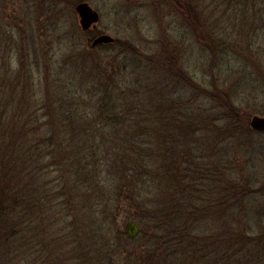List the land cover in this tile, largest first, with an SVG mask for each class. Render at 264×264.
I'll list each match as a JSON object with an SVG mask.
<instances>
[{"label":"rangeland","instance_id":"374dc122","mask_svg":"<svg viewBox=\"0 0 264 264\" xmlns=\"http://www.w3.org/2000/svg\"><path fill=\"white\" fill-rule=\"evenodd\" d=\"M243 1L0 0V6L4 16L11 10L9 22L15 37L13 46L7 45L11 65L15 68L23 61L29 84L50 87L58 79L57 85L69 83L82 101L91 97L87 89L100 90L103 78L99 74L105 69L119 74L118 87L124 91L133 82L156 85L162 104L158 116L163 119L167 114L169 121L160 120L155 132L161 143L157 149L163 155L156 166V184L151 182L153 190L146 199L170 208L184 206L187 194L178 193L182 169L190 163L198 165V194H206L208 201L204 198L203 202L210 207L207 235H217L215 241L207 242L209 253L221 249L232 221L236 227L242 224L251 242V249L244 253L248 264H264V131L250 126L254 115L264 116V0H250L246 5ZM81 2H88L100 14L94 31L80 26L76 6ZM187 9L196 12L188 10L190 15ZM194 12L198 14L196 30ZM101 33L113 36L114 43L93 47V39ZM181 109L186 116L180 119L177 112ZM183 120L192 122L193 128L181 129ZM150 128L144 125L129 131L146 134ZM166 175L169 184L163 179ZM91 182L84 187H91ZM126 185L127 177L111 187L115 189L98 194V211L87 212L89 207L84 206L86 216L80 228L76 222L65 231L70 235L67 240L78 237L81 245L71 263L79 255L89 260L85 246L91 238L100 240L101 234L91 230L94 220L103 222L113 242L138 252L141 240L129 241L125 225L132 219L141 223L152 202L135 197L129 198L131 202L123 200L120 195ZM169 185L175 187L167 189ZM128 186L126 195L131 194ZM69 188L71 198L78 200L77 194H84ZM226 196L233 198L229 201L234 203L232 212Z\"/></svg>","mask_w":264,"mask_h":264},{"label":"trees","instance_id":"16d2710c","mask_svg":"<svg viewBox=\"0 0 264 264\" xmlns=\"http://www.w3.org/2000/svg\"><path fill=\"white\" fill-rule=\"evenodd\" d=\"M188 10L190 15L195 11ZM195 12L192 24L196 30ZM4 13L0 6V264H248L249 256L244 253L251 249V242L242 224L236 227L232 221L221 249L209 253L207 242L215 241L217 235H207L210 207L203 202L206 194H198V165L190 163L182 169L178 193L187 194L184 206L170 208L167 203L155 205L146 199L153 190L151 182L156 184V166L163 155L157 149L161 143L155 132L160 120L169 121L167 114L163 119L158 116L162 104L156 85L133 82L124 91L118 87L119 74L105 69L99 74L103 78L100 90L87 89L91 97L82 101L69 83L57 85L58 79L50 87L29 84L23 61L15 68L11 65L8 49L15 37L9 22L11 10ZM3 45L9 47L3 50ZM177 113L180 119L186 116L182 109ZM146 116L148 121L142 119ZM186 120L180 123L181 129H192V122ZM144 125L151 127L149 133L129 131ZM126 177L131 194L126 195V185L120 195L123 200L135 197L155 205L141 217V236L134 239L126 234L131 242L141 240L138 252L113 242L103 222L94 220L91 230L101 234L100 240L91 238L85 246L89 260L79 255L71 263L81 245L78 237L67 240L70 235L65 231L76 222L80 228L86 216L83 207L97 212L101 203L97 195L115 189L111 187ZM163 179L170 183L167 175ZM91 180V187H84ZM182 180L186 182L181 185ZM69 186L71 192L84 194L78 193V200L71 198ZM231 199H225L230 212L234 211Z\"/></svg>","mask_w":264,"mask_h":264},{"label":"water","instance_id":"95a60500","mask_svg":"<svg viewBox=\"0 0 264 264\" xmlns=\"http://www.w3.org/2000/svg\"><path fill=\"white\" fill-rule=\"evenodd\" d=\"M76 11L79 15L80 26L83 30L89 28H97L100 21L99 12L94 9L88 2H81L76 6ZM115 38L110 34H100L96 36L92 41V46H100L103 44L113 43ZM250 126L257 131H264V116L254 115L251 118ZM125 230L130 238H136L140 233V226L135 220H129L126 222Z\"/></svg>","mask_w":264,"mask_h":264},{"label":"flooded vegetation","instance_id":"af4514ba","mask_svg":"<svg viewBox=\"0 0 264 264\" xmlns=\"http://www.w3.org/2000/svg\"><path fill=\"white\" fill-rule=\"evenodd\" d=\"M91 29L94 31V30H96L97 28H89L88 30H84V31H89V30H91ZM101 34H103V33H101ZM99 35H100V34H99Z\"/></svg>","mask_w":264,"mask_h":264}]
</instances>
